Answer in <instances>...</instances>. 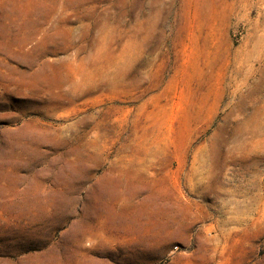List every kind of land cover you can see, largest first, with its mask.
Returning a JSON list of instances; mask_svg holds the SVG:
<instances>
[{"label": "rangeland", "instance_id": "obj_1", "mask_svg": "<svg viewBox=\"0 0 264 264\" xmlns=\"http://www.w3.org/2000/svg\"><path fill=\"white\" fill-rule=\"evenodd\" d=\"M53 256L264 264V0H0V264Z\"/></svg>", "mask_w": 264, "mask_h": 264}, {"label": "crops", "instance_id": "obj_2", "mask_svg": "<svg viewBox=\"0 0 264 264\" xmlns=\"http://www.w3.org/2000/svg\"><path fill=\"white\" fill-rule=\"evenodd\" d=\"M46 259H50L49 261L47 260L48 263H55V264H72L71 261H67L66 259H68L65 256H53V257H49ZM51 259H53L51 261ZM70 259V258H69Z\"/></svg>", "mask_w": 264, "mask_h": 264}]
</instances>
